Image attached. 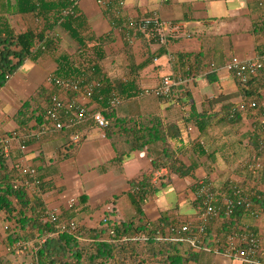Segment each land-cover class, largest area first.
Returning <instances> with one entry per match:
<instances>
[{
  "label": "crops",
  "instance_id": "1",
  "mask_svg": "<svg viewBox=\"0 0 264 264\" xmlns=\"http://www.w3.org/2000/svg\"><path fill=\"white\" fill-rule=\"evenodd\" d=\"M125 1L126 6L122 17H125L126 20L157 11L163 18L179 24L182 33H185L172 38L164 46L156 42L149 43L144 38H138L134 43H130L126 40L124 31L111 24L110 19L105 16L96 0H80L77 15L83 14L89 23L98 21L103 32L112 33L117 41L119 37L126 40L123 43L126 48V57L124 63L119 62L123 66L118 67L121 68L118 70L119 73L127 72L120 76L125 83L135 77L139 87L144 89L157 86L164 75L182 77L181 74L188 66L197 68L202 65L204 70L195 77L186 79L188 81L186 96L181 91L179 95L172 96L168 100H159L153 96L138 97V94L132 96L133 98L125 111H119L121 112L119 114L124 116L121 119L123 123L129 124L127 133L114 132L113 130L110 135L106 129L99 128L92 123L79 128L80 133L87 137L83 143H90L92 148L89 152L93 155L92 162H83L82 164L91 169V172H98L100 176L112 173L115 181L123 180L121 181L123 187L120 191L116 190L120 188L118 187L112 192L118 193L116 197L119 201L110 197L97 205H92L88 194L78 186H76L78 194H74L72 190L79 178V155L77 156V154L81 152L83 143L76 148L72 146L68 148V141L71 140L70 130L62 131L58 135L45 136L43 139L35 140L29 144L25 153V161L36 166L43 179H55V188L42 194L45 204L68 215L71 212H68L70 210L68 201L72 199L75 210L77 209L81 216L79 221L86 227L101 225L102 220L98 219V223L96 221V216H98L96 212H102L103 218L110 217L112 219H125L136 215L135 206L129 196L130 182L131 180H142L151 175L153 180L154 172L159 170L155 167L154 158L158 159L156 163L179 161L183 163L184 167L194 166L191 170L194 177L180 176L168 167H163L168 170V173L155 183L156 192L148 195L146 202L142 205L145 221L157 220L160 213L166 209H171L172 213L181 214V217L185 215L184 218H186L196 209L193 200H191L194 191L192 188L197 186L196 183L202 177L207 176L208 159L212 160L217 157L218 172H222L218 176V182L222 184L226 180H240V176L234 173L236 171L233 172L234 167H228L229 162L233 163L240 157V154L238 156L239 150H243L242 153L245 150L249 154L253 148L256 149V152L252 153L257 155L258 148L250 145L252 142H249V138L238 141L233 137L236 124L249 120L252 129L256 130L264 121V112L262 113V110L264 111V88H261L262 93L259 95L257 93L260 92V89L254 94L250 92L251 94L246 95L242 93L233 74L223 68L234 56L251 59L264 51V36L260 32L262 25L260 22L264 18V0ZM28 15L30 14L9 16L10 19L18 17L21 20L20 31H16L17 33L26 30V25L23 26V19ZM38 20L39 18H36V21ZM239 23L243 25L242 28H239V25L236 26ZM118 30L122 33H118ZM95 34L97 39L101 35H107L103 33L98 35L96 32ZM130 56L133 57L132 62ZM148 57H152V62L142 69L138 68L137 66ZM45 61L50 64L46 73L49 74L51 72L49 70L55 71L57 64L55 61L52 63L48 56L42 57L37 62H30L32 68L30 67L29 70H22L21 67L8 79L6 87L4 86L0 90L1 106L6 105L9 101L14 109L18 106L19 100L12 95L28 96L42 84L45 85V78L39 74V70L35 71V68H40L39 64H44ZM115 65L117 66V63ZM213 66L221 68L212 73ZM103 69L108 72V75L114 74L116 70L111 73L107 71L106 66ZM129 71L132 73L128 74ZM209 73L211 77L208 76ZM39 76L42 77V81L40 84H35L33 78ZM212 78L213 80H211ZM245 98L247 101L256 100L258 107L242 112L239 119L232 121L227 116L229 108L231 109L233 104H237ZM119 114L118 118H120ZM3 116H0V123L4 119ZM132 116L134 118L131 121ZM13 122L15 123L14 116L6 124L10 127L14 124ZM33 122L34 119L31 123ZM6 124L2 123L0 127L6 129ZM141 131L143 134L139 137ZM240 146L243 147L242 150L239 149ZM261 146H258L259 151ZM60 150L65 155L64 160H58ZM263 156L259 155L260 158ZM100 157H105L106 160L91 166L95 164V159ZM109 163L111 165H107ZM139 167L140 170L137 172ZM54 172L55 174H53ZM230 172L232 177L229 175ZM162 183L166 184L161 186ZM165 192L169 195L172 194V199H167V203H163L162 206L157 205L158 193ZM122 193L123 197H121ZM83 194L87 195V208L80 207L79 204L75 205ZM1 219L3 220H0V247L3 246L1 241H8L5 237L8 236V233L3 232L2 228V224L8 221L5 217ZM261 219H264V216H261ZM251 221L252 219L249 220V223ZM254 226H258V231L264 237V220H255ZM10 255H8V260L12 264H17ZM217 256L219 264H242L220 254Z\"/></svg>",
  "mask_w": 264,
  "mask_h": 264
},
{
  "label": "trees",
  "instance_id": "2",
  "mask_svg": "<svg viewBox=\"0 0 264 264\" xmlns=\"http://www.w3.org/2000/svg\"><path fill=\"white\" fill-rule=\"evenodd\" d=\"M79 1L80 0H0V90L5 86L8 79L22 66L27 64L28 61L37 62L42 57L49 55L50 50L55 48V45L57 46L59 42H61L62 32L60 30L68 33L78 42V47L81 48V52L87 50L85 38L82 37L80 33V28L84 26L86 19L83 14L77 15ZM67 9H72L74 13L69 15L65 14L64 11ZM103 12L115 27H118L117 25L119 24H127V22H129L125 17H121L116 21V19L111 17L110 11L103 10ZM17 14H33L36 18H39L38 21H40L41 18L45 20L46 24L38 33L31 28L17 33L14 26H12L9 17L10 15ZM115 22L117 24H115ZM260 23L262 24L260 32L261 34L263 33L264 36V18ZM133 31L134 30L131 32ZM114 39L115 37L112 33L99 36L95 45L96 50L94 49L95 55L92 53V57H89L88 59V64L81 65V62V64H74L72 58L70 59V55L67 54L57 56L55 59L57 68L53 71L56 75L66 79L74 75L82 73L89 74L91 72L92 78L103 82V91L105 94H109L114 90L123 98L120 105L106 108L105 113L110 119V124L104 129H106L108 133L110 132V135L113 130L114 132H126L127 129H129V124L126 125V122L123 123V120H121L124 116L119 114L121 112H119L120 110L118 107L124 102L131 101L133 98L132 96H135V94H138V97L153 96L160 100V98L153 93L142 94L144 89L139 87L138 81L135 77L125 83L122 77L112 78V75H108V72L104 71V66L102 64V59L105 58L104 45ZM262 53H264V51ZM88 54L91 55V52L87 51L83 56L85 57ZM129 58L132 62L133 57L130 56ZM151 62L152 57H148V59L144 60L137 67L142 69L148 66ZM188 67L183 71V74H181L184 79H188V77L193 78L204 70L202 65H199L197 68L193 66ZM219 68L221 67H218V70ZM216 70V68H213V71L211 72L213 73ZM131 73V71L128 72V74ZM231 74L234 76V73ZM208 76L211 77V74ZM211 80H213V78ZM236 80L242 89V93L246 95H248V93L254 94L255 92H258L259 89L264 88V70H260L253 75L247 85H242L237 78ZM187 83L188 81L176 87L179 88L181 93L185 96L188 94V90L186 89ZM45 85L42 84L33 92V98L39 96L43 105V109L39 113L40 115L38 114L34 119V128L43 125L44 123L49 124L48 120L45 118V112L47 105L50 104V100L54 95H58L62 99L67 95L69 97L73 96V93H63L58 87H48L46 82ZM260 93L261 92H258L257 94L259 95ZM244 100L247 99L245 98ZM234 106L235 104H233L231 108ZM263 112L264 111L262 110V113ZM241 113L242 111L237 112L232 121L239 119ZM118 114L120 118H118ZM16 117L17 116L15 115V118ZM133 118L134 117L132 116L131 121ZM24 124H26L25 120H19L20 127H24ZM257 128H261V130L263 129L264 131V121L263 124ZM61 132H55L53 135H58ZM256 132V134L254 133L251 136L254 139L255 145H257V156L259 157L261 154L264 155V148H261L259 151L258 147L259 145H264V132L263 138L261 137L262 131L256 130ZM141 134H143V131L139 132V137ZM86 138V135L81 133V139L77 143L72 140L68 141V148H71V146L73 148L78 147V145H81ZM31 142L33 141H29L28 144ZM14 151L15 152H10L7 156L2 148H0V216H2V214H6L7 216L16 214L15 216L18 218L17 211H19V209H17V206H19L22 208L21 212L25 214V216L19 220V223L21 222L24 226L30 224L31 230L37 229L39 231L37 236V250L31 249V251L28 250L27 252L32 255V263L34 264H109L108 261L112 259L116 260L115 264H126V261L123 260L126 251L129 252L130 255L134 254L137 256L138 254H143L144 264L149 261L148 259L152 261L155 258L153 256L157 257L160 255L165 258L164 260L169 261L168 264H216L215 258L217 254L205 250L204 245L210 243L214 248L218 247L223 249L227 236L239 231L241 225L244 226V224H249V227L257 233L258 227L254 226L256 217L252 215L251 212L254 211L261 216H264V214L262 215V213H264V185L260 183L261 181L259 182L260 184H256L254 187L246 186L245 181L238 180H229L222 182V184L218 182V189L221 194L231 195L233 197L234 191L239 189L241 190L242 195L249 197L252 206L250 208L245 205L236 206L231 216H226L222 212L221 216L210 220L206 235L203 239L204 241L200 244V248L193 247L187 242L159 239L157 230H162L164 234V228L168 225L183 223L185 215L181 217V214H175L171 212V209H166L160 213L157 220L145 221L142 205L146 202L148 195L154 194L157 190V187H155L156 185L152 184L151 175L146 176L142 180H131L130 182L131 191H129V196L132 204L135 206L136 215L125 219L110 218L108 224H104V221L102 220L101 225L97 227L83 226L84 228L81 227V230L79 231L80 236L84 238L82 240H78L72 235L64 233L47 236L46 240L43 242L41 241L42 237L46 236L48 231L54 229V223H49L45 219L44 211L47 210L48 206L43 201L42 194L55 188V179L51 178L50 180H47L39 175L40 182L38 184L33 187L32 185H26L24 181L25 179L18 167V159L22 153L19 149H15ZM59 152L58 160H64L65 155L62 154L61 150ZM262 158H264V156ZM157 160V158H154L156 168L160 169L168 167L171 171H175L180 176L189 175L194 177L191 173L194 166L187 168L179 161L156 163ZM239 166L240 169L248 167L247 165ZM250 167H253L252 163ZM240 169L237 168L236 172H240ZM253 170L264 174V169L256 170L253 167ZM53 174H55V172ZM165 184L162 183L161 186H164ZM195 189L196 188H192V190ZM77 202L78 203L75 205L79 204L80 207L83 206V208H87V195H81ZM193 203L197 206L199 201H193ZM69 209L68 212H71L68 213V215H64L62 212L60 218L75 219L79 221L81 216L78 214L79 211L77 209L75 210L74 204ZM189 215H194V212ZM251 219L252 221L249 223V220ZM0 220L3 219L0 218ZM142 221L145 222L143 223ZM2 225V228L4 227L6 233L9 231L11 232L10 234L8 233V241H5L7 243L6 246L22 239H19L18 236L12 238L13 236L11 235L17 232V230L10 229V225L8 226L6 222ZM197 225L199 226V222ZM192 227L193 226H191V229L193 230ZM195 228L198 227L196 226ZM141 233H145L147 238L140 237L134 239V236H138ZM214 239H218V243L214 242ZM141 244L143 247L140 248L141 250L139 251L138 248L141 247ZM85 245L93 247V251L87 253V248L83 247ZM4 248L5 247H3V249ZM8 255L9 253H4V255L0 257V264H12L8 260ZM164 255L166 257H164Z\"/></svg>",
  "mask_w": 264,
  "mask_h": 264
},
{
  "label": "built area",
  "instance_id": "3",
  "mask_svg": "<svg viewBox=\"0 0 264 264\" xmlns=\"http://www.w3.org/2000/svg\"><path fill=\"white\" fill-rule=\"evenodd\" d=\"M162 1L167 2L169 0ZM96 2L104 10L110 11L111 17L116 19V21L122 17L123 10L126 6V1L124 0H96ZM64 13L69 15L74 13V11L67 9ZM115 24L117 23L115 22ZM117 26L124 31L126 40L130 43H134L138 38L142 37L149 43L156 42L164 46L172 38L185 34L182 33L179 24L163 18L157 11L133 17L129 19L128 24L122 23ZM132 30L134 31L131 32ZM223 68L230 73H234V76L242 85H247L253 75L260 70H264V53L251 59H242L234 56ZM45 82L48 87H58L63 93L70 92L73 93V96L69 97L67 95L62 99L60 96L54 95L51 98L50 104L47 105L45 112V118L49 124L44 123L34 129L27 126L20 127L0 137V148H2L7 156L12 151L14 145H16V149L21 151L22 155L18 159V167L25 179V184L32 185V187L40 181L37 167L25 161V153L28 150L29 141L43 139L45 136L52 135L55 132L70 130V139L77 143L81 139L80 127L92 123L99 128H107L110 124V119L105 113L106 108L118 106L123 101V98L114 90L109 94H105L103 91V82L92 78L91 72L89 74L82 73L74 75L67 79L56 75L54 72H50L46 76ZM185 82H187L186 79L181 76L164 75L157 86L144 88L142 94L153 93L160 100H167L174 95H179L181 90L176 87ZM261 91L262 89H260ZM257 107L256 100H242L230 109L229 118H233L239 111L245 112ZM261 147L264 148V145L262 144ZM252 166L256 170H263L264 158L254 155L252 158ZM167 173L168 170L165 168L156 170L152 183L155 184ZM207 179L206 176L202 177L196 183V189L193 191V195H191V200L199 201L194 215H188L183 223L168 225L164 228V234L162 230H157L159 239L187 242L193 247L200 248L210 220L221 216L222 212L226 216H231L236 206L245 205L248 208L252 206L249 197L242 195L241 190L234 191V198L231 195H223L216 185ZM68 202L70 207H72L74 204L73 200L71 199ZM251 213L257 220L261 219L260 214L254 211ZM44 216L49 223H54V229L48 231L46 236L42 237L41 241L44 242L47 236L64 233L70 234L78 240L84 239L79 234L83 226L80 221L75 219H61V212L57 208L50 207L44 211ZM102 220L104 224H108L110 217H105ZM198 222L199 226L197 225ZM191 226H193V230ZM196 226L198 228H195ZM239 229V231L227 236L223 249L218 247L214 248L210 243L209 245H204V249L212 251L217 255L220 254L234 262L238 261L242 264H264V237L259 231L255 233L249 227V224L241 225ZM140 237L147 238L145 233H141L138 236H134V239ZM214 242L218 243V239H214ZM19 247L30 248L29 243L17 240L7 245L4 249L1 246L0 257L4 253H11ZM32 249L37 250L36 247H32Z\"/></svg>",
  "mask_w": 264,
  "mask_h": 264
},
{
  "label": "rangeland",
  "instance_id": "4",
  "mask_svg": "<svg viewBox=\"0 0 264 264\" xmlns=\"http://www.w3.org/2000/svg\"><path fill=\"white\" fill-rule=\"evenodd\" d=\"M100 8L102 9V11L104 10L101 6H100ZM85 19H86V17H85ZM23 20H24L23 26L26 25V27H27L26 29H28V27H29V28L33 29L36 33H38L46 24V21L43 20L42 18L40 19V21H36L35 15H33V14H30V15L24 17ZM239 21L241 22V19H239ZM10 22H11L12 26H15L14 28L16 29V31H20L21 20H19L18 17L11 18ZM90 22L91 23H89L87 20H85L84 26H82L80 28V33H81L82 37L85 38V41H86L85 45H86L87 50L84 52H81V48L78 47V42L73 37H71L68 33L60 30L62 32L61 33V42H59V44L57 46L55 45V48L50 50L49 55H47L52 63L55 61L57 56H59L61 54H67V55H70V59L72 58V61L74 64H76V63H79V64L82 63L81 65L88 64L89 57H92V53L94 54V49L96 50L95 45H96L97 38H96L95 32L98 33V35H100L102 33L107 34V33L103 32V28H100V24L98 23V21L97 22L90 21ZM127 24H128V22H127ZM237 25H239V28H242V26H243L240 23L236 24V26ZM118 33H122V32L120 30H118ZM118 36H120V35H118ZM124 41H126V40L123 39L122 37H119L118 41L115 38L113 41H109L107 44L104 45L105 58L102 59V64L104 66H106L107 71H110L111 73H112V71H114L116 69L114 71V74H112V78H116V77L118 78L121 75L127 73L125 71L119 73V71H118L121 69L118 67L123 66V65H120L119 62L124 63V59L126 57V54H125L126 48H125V46H123ZM121 46H122V48H121ZM87 51L91 52V55L88 54L87 56L84 57L83 55ZM121 59H123V60L121 61ZM112 61H114V62L112 65H110L112 63ZM116 63H117V66L115 65ZM39 66H40V68L36 67L35 71L39 70V74H42V77L46 78V76H47L46 74H48V72L46 73V70L49 68L50 64H48L45 61L44 64H39ZM30 67H31V64L29 62L26 64V66H22L21 69L22 70H29ZM51 67L53 68V65ZM43 68H45V69H43ZM216 69L218 70L217 67H216ZM124 70H125V68H124ZM50 71L52 72V70H49V72ZM165 72H167V70H165ZM42 77L39 76V77L33 78V79H35V84H40L42 81ZM44 83H45V79H44ZM33 92H32V94H30L28 96H24V97L22 95L19 97L18 94L12 95L13 97L17 98V100H19L18 101L19 104L17 103L18 106H16V108H14V109H12L11 103H9V101H7L8 103L6 105L1 106V104H0V109H1L0 110V116L4 115L3 116L4 119L1 121L2 123L6 124V123L11 121V118L13 116H14V118H15V115L17 116L15 118V123L13 122L14 124L12 123L13 124L12 126L9 127L6 124V129L0 127V137L4 136L6 134H9L16 129H19L20 128L19 120H25L26 124H24V125L31 128V129H34V123H31V120L35 119V117H37V115L43 109L42 108L43 105L41 103L42 100L39 96L33 98ZM129 103H130V101L124 102L120 107H118V109L120 111H123V110L125 111V109L127 108ZM2 123H0V126ZM256 130L262 131L261 137L263 138V132H264L263 129L261 130V128H257ZM256 130L252 129L251 121H249V120L245 121L244 120L241 123L238 122L236 124L235 134L233 135V137L236 138L238 141L240 139L246 140L247 138H249V142H252V144H250V145L254 146V148H256L257 146L254 143L253 137L251 136L252 134L257 133ZM230 141L232 142V140H230ZM82 146H83V148H81V152L79 154H77V156L79 155L78 156L79 157L78 168H79V174L80 175L78 174L79 178L76 181L75 188L72 191H74V194L77 195L78 190H76V186L81 187V189H83L84 192H86L88 194V199H89L90 203H92V205L93 204L97 205L98 203H101L102 201H105L107 198H110V197H112L116 201V199H117L116 194H118V193L117 192L112 193V192L118 187H120V188H118L116 190L120 191V189L123 187V182H121L123 180L115 181L116 179L113 177L112 173L103 174L100 176L98 172L96 173V171L91 172V169L87 168L82 163L83 162L84 163H90L93 161V155L89 152V150H91L92 147L90 146V143H86V144L83 143ZM15 149H16V145L13 146L12 151L15 152L14 151ZM239 149L242 150L243 147L240 146ZM250 151L255 153L256 149L251 148ZM118 152H119V149H118ZM242 152H243V150L242 151L239 150V153H238V156L240 154V157H238L239 161L237 158V159H235V161L233 163L229 162V165H231V164L232 165L231 166L228 165V167H231V168L234 167V170H233V172H234V171H236L237 168L240 169L239 165H244V166L247 165L248 167L241 168L240 172H238V173L234 172L236 175L240 176V178H239L240 180H238V181H245V183H246L245 185L246 186L248 185L250 187H254V186H256V184H260V183H262L264 185V174L259 173V172H255L253 170V167H250L254 154L252 152H249V154H248V152H246L245 150H244V153H242ZM251 153H252V156H251ZM245 154H247V155L245 156ZM261 156H262V154H261ZM132 157H134V154H132ZM216 158L217 157H215V159L213 158L212 160H211V158L208 159V162H209L208 167L209 168H208V172H206V175H207L206 177L208 178L207 179L208 181L213 182L216 185V187L218 188V180H219L218 176H220V173H222V172L221 171L218 172L219 168H218V161ZM104 160H106L105 157H100L99 159L97 158V159H95V161H96L95 164H92L91 166L97 165ZM107 165H111V164L109 163ZM211 165H213V166L211 167ZM137 166H138V164H137ZM10 167H11V165H10ZM139 170H140V167L137 169V172ZM251 173H252V175H251ZM229 175H231V177L233 176L231 174V172ZM130 177H131V175L129 176V178ZM241 177H242V179H241ZM123 178H126V177H123ZM230 178H226V179H230ZM191 180H193V179H191ZM232 180H235V179H232ZM226 181H228V180H226ZM126 183H127V181H126ZM240 183H244V182H240ZM32 192H33V190H32ZM171 195H169V193H167V192L158 194L156 204L162 206L163 203L164 204L167 203V199H172ZM121 197H123V193H122ZM117 200L119 201V199H117ZM17 209H19V211H17V213H18L17 217L18 218H16V216H15L16 214H14L12 216H7L6 214H2V216H0V218L5 217L6 220L8 221L7 224L10 223L9 224L10 229L17 230V232H15L11 235V236H13L12 238H14V237L16 238L17 236L19 237V239L22 238L21 240H23L26 243H29L30 248L19 247L18 249H16L15 251H13L9 254H11L10 256H12V259H15L17 264H32V258L33 257L31 254H29L27 252H28V250L31 251L32 247L38 246V243H37L38 237L37 236H38L39 231L37 229L31 230L30 224H27V226H24V224H22L21 222L19 223V220H21V218H23L25 216V214L23 212H21V209H22L21 207L17 206ZM101 213L102 212H96V214H98V216H96V221L98 219H99V221H101L103 219L104 215ZM99 215H101L100 218H99ZM260 217H261V215H260ZM260 220L262 221L264 219H260ZM99 221H97V223ZM3 232H6L4 227H3ZM8 233L10 234L11 232L9 231ZM14 234H16V235H14ZM0 235H1V233H0ZM5 237H7V236H5ZM1 244L3 245L2 247H6L7 243L4 240L3 242L1 241ZM207 245H209V244H207ZM83 247L87 248V253H89L90 251H93V249H92L93 247H91V246L85 245ZM142 247L143 246L141 244V247L138 248L139 251L141 250L140 248H142ZM87 253H86V255H87ZM124 256H125V258L123 260L126 261V264H144L143 254H138L137 256L134 254L130 255V253L126 251ZM153 257H155V258L152 261L150 259H148L149 261L146 264H153V263L168 264V262H169L168 260L167 261L164 260L165 258H163V256H161V255L157 256V257L156 256H153ZM164 257H166V256L164 255ZM216 257L218 258V256H216ZM118 258H119V256H118ZM215 261H216V264H219L218 259L215 258ZM108 262H109V264H115L116 260L112 259Z\"/></svg>",
  "mask_w": 264,
  "mask_h": 264
},
{
  "label": "clouds",
  "instance_id": "5",
  "mask_svg": "<svg viewBox=\"0 0 264 264\" xmlns=\"http://www.w3.org/2000/svg\"><path fill=\"white\" fill-rule=\"evenodd\" d=\"M229 112H230V111H229ZM227 116H228V118H229V113H228V115H227ZM229 119H233V118H229Z\"/></svg>",
  "mask_w": 264,
  "mask_h": 264
}]
</instances>
